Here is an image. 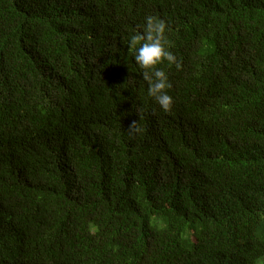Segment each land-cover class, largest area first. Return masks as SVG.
<instances>
[{
	"label": "trees",
	"instance_id": "trees-1",
	"mask_svg": "<svg viewBox=\"0 0 264 264\" xmlns=\"http://www.w3.org/2000/svg\"><path fill=\"white\" fill-rule=\"evenodd\" d=\"M148 15L168 112L127 45ZM263 257L264 0H0V264Z\"/></svg>",
	"mask_w": 264,
	"mask_h": 264
},
{
	"label": "clouds",
	"instance_id": "clouds-1",
	"mask_svg": "<svg viewBox=\"0 0 264 264\" xmlns=\"http://www.w3.org/2000/svg\"><path fill=\"white\" fill-rule=\"evenodd\" d=\"M167 22L154 15L145 17L142 30L134 32L127 45L132 51L135 63L144 71L141 73L147 82V94L164 111L168 112L173 104V97L169 94L172 83L162 67L175 64L179 67L176 55L169 49L167 40ZM131 132L138 131L136 121L129 126Z\"/></svg>",
	"mask_w": 264,
	"mask_h": 264
},
{
	"label": "rangeland",
	"instance_id": "rangeland-1",
	"mask_svg": "<svg viewBox=\"0 0 264 264\" xmlns=\"http://www.w3.org/2000/svg\"><path fill=\"white\" fill-rule=\"evenodd\" d=\"M262 263H264V257L257 260L255 264H262Z\"/></svg>",
	"mask_w": 264,
	"mask_h": 264
}]
</instances>
